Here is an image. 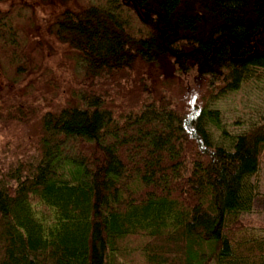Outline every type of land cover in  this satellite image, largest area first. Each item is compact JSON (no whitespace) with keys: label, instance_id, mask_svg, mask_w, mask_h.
Instances as JSON below:
<instances>
[{"label":"trees","instance_id":"trees-1","mask_svg":"<svg viewBox=\"0 0 264 264\" xmlns=\"http://www.w3.org/2000/svg\"><path fill=\"white\" fill-rule=\"evenodd\" d=\"M263 71L264 0H0V264H264Z\"/></svg>","mask_w":264,"mask_h":264},{"label":"rangeland","instance_id":"rangeland-1","mask_svg":"<svg viewBox=\"0 0 264 264\" xmlns=\"http://www.w3.org/2000/svg\"><path fill=\"white\" fill-rule=\"evenodd\" d=\"M59 9V7L57 6ZM57 10V9H56ZM221 111V124L229 133H238L252 122L264 119V71L256 80L245 82L241 88L213 103ZM214 135L219 131L210 127ZM259 190L264 193V160L256 177ZM243 220L250 223L253 234L264 238V208L257 204L253 211L245 213Z\"/></svg>","mask_w":264,"mask_h":264}]
</instances>
